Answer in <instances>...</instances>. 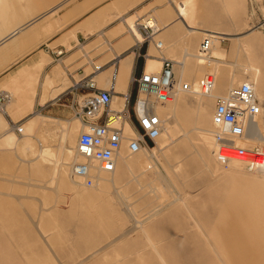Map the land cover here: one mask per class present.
Instances as JSON below:
<instances>
[{"label": "rangeland", "instance_id": "1", "mask_svg": "<svg viewBox=\"0 0 264 264\" xmlns=\"http://www.w3.org/2000/svg\"><path fill=\"white\" fill-rule=\"evenodd\" d=\"M32 1L31 12L23 10L27 0L8 3L11 12L0 15V24L19 27L63 0ZM235 2L197 0L182 8L190 25L239 33L233 43L216 38L214 46L223 51L216 61L200 62L197 48L191 58L184 51L173 59L194 91L201 92L202 77L215 74L212 95L188 92L157 104L169 136L159 134L148 152L97 174L93 186L68 175L82 128L78 118L35 113L11 127L0 114V264H264V170L224 167L213 154L214 138L210 143L204 131L216 130V96L246 81L258 90L262 84L264 93V0ZM144 14L159 19L143 9L130 21L134 31ZM249 32L255 44L241 41ZM154 63L148 70L159 71L162 64ZM248 64L255 70L245 71ZM122 101L114 96L113 106ZM240 137L239 145L264 150V110L246 119ZM132 219L141 222L134 230Z\"/></svg>", "mask_w": 264, "mask_h": 264}, {"label": "crops", "instance_id": "2", "mask_svg": "<svg viewBox=\"0 0 264 264\" xmlns=\"http://www.w3.org/2000/svg\"><path fill=\"white\" fill-rule=\"evenodd\" d=\"M17 1L20 2L0 0V15L11 12L8 3ZM68 1H61L47 14L31 18L19 27L7 30L0 24V90L13 96L10 110L4 114L8 126L14 127L13 122H22L35 113L58 119L73 117L77 104L92 92L79 85L85 78L111 90L113 97H122L132 89V76L153 67L154 62L162 64L164 58L174 59L184 51L187 58L194 56L192 52L202 41L200 32L224 33L227 36L221 39H232V43L239 38V33L190 25L182 8L197 0H76L57 12L59 5ZM226 1L236 7L235 0ZM146 8L158 13L159 19H152L159 29L156 39L163 42L162 49L154 42L145 43L140 50L134 47L142 33L139 28L134 31L130 21ZM23 10L34 11L35 1L27 0ZM145 18L146 14L139 16L135 23ZM248 34L244 33L246 37L241 41L255 44ZM60 50L63 54L57 55ZM216 50L223 54L220 45ZM139 52L147 54L143 57ZM258 94L259 100L264 98L262 84Z\"/></svg>", "mask_w": 264, "mask_h": 264}, {"label": "built area", "instance_id": "3", "mask_svg": "<svg viewBox=\"0 0 264 264\" xmlns=\"http://www.w3.org/2000/svg\"><path fill=\"white\" fill-rule=\"evenodd\" d=\"M149 22L146 19V22L138 23L142 39H137L134 47L140 50L145 43L154 42L157 48L162 49L163 42L156 39L159 29ZM214 36L212 32L202 38L199 53L207 54L211 50ZM62 54L63 50L57 52V55ZM146 54L139 52L143 57ZM176 65L175 60L164 58L160 71L148 72L143 69L140 74H134L132 89L123 94L124 103L120 108L113 106L111 90L98 87L93 79L85 78L80 82L81 87L91 88L92 92L77 104L74 112L84 129L76 144L80 160L72 166L73 178H82L88 186H92L95 182L94 169L104 172L115 170L116 157L124 142L131 153L150 145L149 142L160 134L162 123L153 106L170 100L179 82L182 91H190L192 87L189 81L179 80ZM198 82L207 92L214 86L215 77L208 74ZM12 97L11 92L0 90V114L7 113ZM262 110V103L253 86L247 82L234 87L228 96L216 99L213 109V121L218 129L215 153L224 166L231 161L241 160L250 169L262 168L264 152L260 149L250 150L235 141V138L244 135L246 119L257 116ZM125 124L132 128V134L125 132ZM11 125L19 126V122Z\"/></svg>", "mask_w": 264, "mask_h": 264}, {"label": "bare ground", "instance_id": "4", "mask_svg": "<svg viewBox=\"0 0 264 264\" xmlns=\"http://www.w3.org/2000/svg\"><path fill=\"white\" fill-rule=\"evenodd\" d=\"M64 3H61L60 5H59V7L60 6H62ZM200 23V22H199ZM149 24L150 25H154L155 26V21L154 20H151L150 22H149ZM137 25V29L139 28L138 27V23L136 24ZM192 30H193V28H192ZM140 33V32H139ZM209 33H212V32H209ZM209 33H207V34H209ZM216 36H214V40H213V45H212V47H211V50L207 53V54H203V53H199V48H198V54H194L196 57H198V59L200 60V62H202L203 60H215L216 61V59H217V57H219L220 58V56L222 55L221 53H219V52H217V50H216V47L214 46L215 45V41H216V38H217V41H219L220 40V38H222V37H224L225 36V34L223 33V34H221V32L219 33V32H213ZM207 34H205V35H207ZM204 35V36H205ZM203 36V37H204ZM227 36V35H226ZM177 62V64L179 63L178 61H176ZM210 62V61H209ZM181 67H184L185 65L183 64V63H181ZM177 66V65H176ZM151 67H152V65H151ZM162 67V66H161ZM244 68H245V71L247 70H255V68L253 67V66H251V65H244L243 66ZM244 70V69H243ZM146 71H148V72H158V71H155V70H147L146 69ZM160 71V70H159ZM182 71H184V68L182 69ZM182 71H180V77L178 76V74H177V76L180 78L179 80L182 82V79H183V76H185L184 75V72H182ZM258 71V70H257ZM176 73H177V71H176ZM248 73V72H247ZM209 74H213V73H209ZM208 75V74H207ZM214 75V77H215V84H216V76H215V74H213ZM190 83H191V90L190 91H182L181 90V88H180V82L177 84V86H176V90H175V92H174V94L171 96V98H170V100L171 99H174V98H176L177 96H179V95H181L182 93H195V94H201L202 96H211L212 95V91H213V87L215 86V84H214V86L209 90V91H205V90H201V92L200 91H194L193 90V85H192V80L191 81H189ZM247 83H249L250 85H252L253 86V88H254V90H255V92H256V95H257V97H258V92H259V90H258V88L254 85V83L253 82H251V81H246ZM246 82H242V83H246ZM241 83V84H242ZM240 85V84H239ZM238 86V85H237ZM234 87H236V86H233V87H231L229 90H228V92H227V94H225V95H219V96H216L215 97V99H217L218 97H220V96H228L229 95V93H230V91L234 88ZM169 101V100H168ZM167 101V102H168ZM216 102V101H215ZM122 104H121V106L123 105V103H124V98H123V101L121 102ZM166 103V102H165ZM165 103H157V104H165ZM157 104H155L154 106H153V110H154V112H156L159 116H160V118H161V114L158 112V106H157ZM263 110H264V108H263ZM263 110H262V112L261 113H263ZM173 112H175V111H173ZM198 113V112H197ZM175 114V113H174ZM176 115V114H175ZM174 115V116H175ZM173 116V117H174ZM77 118V117H76ZM249 118V117H248ZM79 119V118H78ZM177 119V118H176ZM80 120V119H79ZM249 120V119H248ZM161 121H162V123H163V119L161 118ZM80 122H81V120H80ZM162 123H161V135H160V137H167V136H169V131L168 130H166V129H162V127L164 126V124H163V126H162ZM212 123H213V125H214V127H215V129L217 130V132H218V129H217V126L215 125V123H214V121H213V114H212ZM248 125V124H247ZM81 126H82V128H80V132L84 129V126H83V124H82V122H81ZM201 129V128H200ZM199 129V130H200ZM210 130V129H209ZM208 129L207 130H205L204 129V131L206 132V135H205V138L210 142V143H213V142H211L212 141V139L214 138V148H216V146H217V144H216V142H217V139H216V134H217V132H216V130L215 131H209ZM202 131V130H201ZM125 132L128 134V135H130V134H132L133 133V130H132V128L128 125V124H125ZM200 132V131H199ZM204 132V133H205ZM187 133V132H186ZM202 134V133H201ZM241 137H238V138H235V141H236V143L238 144V142L240 141L239 139H240ZM242 139H243V136H242ZM158 141H157V144L160 142V138H158L157 139ZM165 142V141H164ZM241 142V141H240ZM77 144V143H76ZM124 146H125V148L127 147V144L124 142L123 143V145H122V148H121V150L119 151V153H118V155H117V157H116V168H115V170L114 171H116V169H117V166H118V163H119V161L121 160V159H123V160H125V158L126 157H128V158H132V156H135L136 154H138V153H141V152H143V151H145V152H148V149L146 148V147H142L141 149H140V151H138V152H136V153H131V152H129V150H128V147H127V153H124L123 152V148H124ZM146 148V149H145ZM213 148V149H214ZM255 149H260L259 147H257V148H255ZM260 150H262V149H260ZM151 151H152V149H151ZM215 151H216V149L213 151V154H214V156H216L217 158H218V160H219V157H218V155H217V153H215ZM263 152H264V150H262ZM148 155H149V153H148ZM155 157V156H154ZM244 159H247V157H244ZM80 160V157H79V155L77 154V151H76V146L74 147V159H73V161H72V163H70L69 164V166H68V175L70 176V178H71V180H75V181H78V182H83V183H85L84 182V179H82V178H73L72 176H71V174H72V166H73V164L74 163H76L77 161H79ZM222 164V163H221ZM223 165V164H222ZM234 166V167H236V166H243V167H245V168H247V169H249V170H256V169H250V168H248L247 166H246V164H245V162H243V161H241V160H234V161H231L230 163H229V165L228 166ZM127 166H128V164H127ZM224 166V165H223ZM228 166H224V167H228ZM129 168V167H128ZM238 168H240V167H238ZM257 169H263L264 170V165L262 166V168H257ZM114 171H112V172H114ZM93 172L95 173V182H94V184H92V186L93 185H95V183H96V179H97V174H100V173H110V172H104V171H101V170H98V169H94L93 170ZM111 183L112 184H114L115 185V179H111ZM85 185L86 186H88L86 183H85ZM126 210V209H125ZM131 211V210H130ZM128 215V214H127ZM130 215V214H129ZM131 216V215H130ZM135 218V217H134ZM132 222H133V229L132 230H134V229H136L137 228V223H139L140 221H138V220H135V219H132ZM141 223V222H140ZM204 232H205V230H204ZM205 234H206V232H205ZM207 235V234H206ZM215 249V248H214ZM157 250V249H156ZM166 264H169L167 261L165 262ZM164 263V264H165Z\"/></svg>", "mask_w": 264, "mask_h": 264}]
</instances>
